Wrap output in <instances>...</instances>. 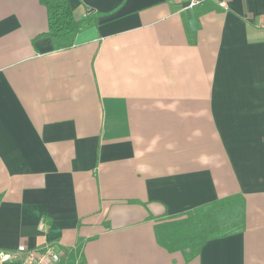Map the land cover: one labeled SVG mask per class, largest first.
Listing matches in <instances>:
<instances>
[{
    "label": "crops",
    "instance_id": "1",
    "mask_svg": "<svg viewBox=\"0 0 264 264\" xmlns=\"http://www.w3.org/2000/svg\"><path fill=\"white\" fill-rule=\"evenodd\" d=\"M0 0V248L65 264H264V0ZM243 231L187 258L159 223L229 196ZM14 229L16 242L1 239Z\"/></svg>",
    "mask_w": 264,
    "mask_h": 264
},
{
    "label": "trees",
    "instance_id": "2",
    "mask_svg": "<svg viewBox=\"0 0 264 264\" xmlns=\"http://www.w3.org/2000/svg\"><path fill=\"white\" fill-rule=\"evenodd\" d=\"M46 8L48 28L45 33L54 49L73 45L78 32L94 26L101 13L92 8L76 19L68 0H40ZM245 227V204L240 196H229L171 217L155 227L156 239L168 251H181L187 258L199 253L213 238L239 233Z\"/></svg>",
    "mask_w": 264,
    "mask_h": 264
},
{
    "label": "built area",
    "instance_id": "3",
    "mask_svg": "<svg viewBox=\"0 0 264 264\" xmlns=\"http://www.w3.org/2000/svg\"><path fill=\"white\" fill-rule=\"evenodd\" d=\"M228 0H184L185 8H193L203 3H213L227 8ZM0 264H65L62 252L53 245L45 244L38 248H30L19 244L14 250L0 248Z\"/></svg>",
    "mask_w": 264,
    "mask_h": 264
},
{
    "label": "rangeland",
    "instance_id": "4",
    "mask_svg": "<svg viewBox=\"0 0 264 264\" xmlns=\"http://www.w3.org/2000/svg\"><path fill=\"white\" fill-rule=\"evenodd\" d=\"M14 231H15L14 229H12V230L6 229V231L2 232V233H7L6 235L2 236V238H1L4 243L10 244V243L16 242L18 237L14 233Z\"/></svg>",
    "mask_w": 264,
    "mask_h": 264
}]
</instances>
